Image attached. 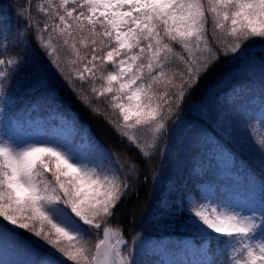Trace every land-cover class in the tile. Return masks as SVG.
<instances>
[{
	"label": "snow or ice",
	"instance_id": "obj_1",
	"mask_svg": "<svg viewBox=\"0 0 264 264\" xmlns=\"http://www.w3.org/2000/svg\"><path fill=\"white\" fill-rule=\"evenodd\" d=\"M13 15H0V99L20 63L10 49L35 42L47 58L36 67L39 88L52 95L58 82L145 164L222 57L247 60L252 40L264 53V0H25ZM259 67L264 79V59ZM221 114L222 132L235 133ZM251 120L264 127V105L242 144L264 163V133ZM126 159L81 136L76 119L41 124L24 141L0 133V246L31 257L16 264H136L112 227L138 187L140 165ZM160 215L215 246V259L192 264H264V195L247 210L202 193L162 196Z\"/></svg>",
	"mask_w": 264,
	"mask_h": 264
},
{
	"label": "trees",
	"instance_id": "obj_2",
	"mask_svg": "<svg viewBox=\"0 0 264 264\" xmlns=\"http://www.w3.org/2000/svg\"><path fill=\"white\" fill-rule=\"evenodd\" d=\"M15 1L20 5L25 3V0ZM35 2L37 0H33V3ZM15 4L14 0H0V15L12 16L13 20H15L13 15L16 8ZM257 43L258 41L256 40L246 42L242 46V50L244 47H249L251 50L247 60L253 59L259 67L260 60L264 59V53L255 46ZM10 53L16 55L20 63L15 69L11 81L5 85L6 96L11 101L1 103L6 115L22 119L27 116H46L52 111H56L64 115L78 117L82 122L89 124V137L94 138L103 149L115 154L119 163L122 165L127 163L126 154L128 158L138 162L140 165L137 175L138 187L135 188L134 194L120 206L112 227L119 228L122 231L124 239L128 240L132 246L133 256L135 255L138 258V264H144L143 262L145 264H164L157 256H153L152 252H149L146 247H139L137 239L142 235L149 236L161 246L176 249L180 246L179 241L187 237L184 233L173 231L159 232L153 228H148L146 224L151 210H153L163 192L166 180L177 179L182 181L183 170L181 166L173 164L171 160L169 161L160 151V147L158 152L145 164L134 147L127 146L118 138L116 131L105 117L86 109L74 95L64 91L58 82H53L52 87L56 89V92L52 95L40 89L36 67L41 62L47 63V58L37 43L33 42L30 47L10 49ZM235 55L238 56L239 53ZM232 56L233 54H229V57L221 58L217 67L211 71V75L201 81L199 88L191 99L182 105V111H179L172 120L168 121V127L165 130L160 146L164 142L167 144L176 142L177 133L174 124L177 120H181L184 123H193L197 127L211 132L234 156V167L231 171L240 176L241 188L244 192L251 198H261L264 195V192H262V186H264V163L261 162L260 157L255 152L243 151L234 143L239 136L246 135L243 130L244 124H237V120L242 115L238 118L229 117L236 128L235 133L225 134L221 128L214 126V100L220 93L229 89L234 90L240 86L248 90H259L262 88L261 85L264 86V79H262L261 74L258 78H250L244 75L245 71L236 70L237 64H240L243 60H232ZM52 72L55 73L54 67ZM226 75L228 79L218 87V82ZM210 102L213 105L211 118L208 111ZM55 104H60L62 107L58 108ZM72 112L76 114L72 115ZM191 150H194L193 143ZM124 170L126 171V168ZM209 179L210 177H203L201 180L206 181ZM220 181L221 179L216 180L218 183ZM227 181L231 182L232 180L228 179ZM187 183H191V180L188 179ZM223 188L226 189L222 181L219 183L218 196L224 193ZM19 231L27 239L35 240L29 234L24 233L23 230ZM30 258L25 253L14 251L11 248L5 250L0 246V261L7 260L9 264H16V262H23Z\"/></svg>",
	"mask_w": 264,
	"mask_h": 264
},
{
	"label": "rangeland",
	"instance_id": "obj_3",
	"mask_svg": "<svg viewBox=\"0 0 264 264\" xmlns=\"http://www.w3.org/2000/svg\"><path fill=\"white\" fill-rule=\"evenodd\" d=\"M15 7L20 4L14 0ZM15 8V9H16ZM243 60L240 64L235 67L236 70L242 72L245 71L244 75L250 78L260 77L261 70L258 67L257 62ZM259 90H248L243 86L237 87L234 90H227L218 95L214 100V126L221 128L223 122V115L221 112L227 115L230 120V116L235 118L240 117L237 120V124H245L250 121L251 117L258 116L261 106L264 105V86ZM56 107L60 108V104H55ZM76 114V113H75ZM72 112V115H75ZM60 117L72 120L76 119L79 124L82 125V129H78L81 136L87 137L90 133V126L86 122L72 117H65L59 114H51L46 118H36L27 120V122H20L17 120H8L3 112L0 110V133H6L18 141H24L29 139L35 134L37 127L41 124L53 123L58 124ZM231 121V120H230ZM232 122V121H231ZM252 123L256 124L257 134L264 133V127H262L258 121L251 120ZM233 123V122H232ZM177 133V140L174 143H163L160 146V151L169 159L173 164L180 165L182 172V181L177 179L166 180L164 184L163 192L160 195L159 200L156 202L153 210H151L147 219V226L150 229L158 230L159 232H178L184 233L187 237L181 241L179 249H170L158 244L152 237L142 235L137 239L139 247H146L149 252H152L153 256H157L164 264H192L193 261H203L209 259H215L213 253L207 251L209 247H212L215 251V246L205 243L200 237L185 231L179 224V222H170L169 218L160 215V201L162 196L167 197L170 202L179 201L181 198L187 197L188 193L195 195L197 193L207 194L213 197H217V184L212 181L203 182V177L221 176L222 173H226L227 169L232 165L231 154L222 146L223 152L218 151L214 148L216 142H218L211 134V132L203 130L197 127L193 123H184L181 120H177L174 124ZM245 136H239L234 143L238 148L243 151L251 152L252 150L243 147ZM192 143L194 144V150H191ZM220 166L221 169H215L216 166ZM234 176V175H233ZM228 177H230L228 175ZM235 177V176H234ZM191 180V183L187 181ZM238 180V178H234ZM230 189L236 187L235 184H227ZM170 189L172 191H170ZM233 205H237L242 209L247 210L248 208L259 207L260 198L256 200L250 199L241 189H234L225 191L224 195L220 197ZM125 246L131 247L129 241ZM153 241V242H152ZM138 264L137 256H133ZM141 257V256H140ZM145 264V262H143Z\"/></svg>",
	"mask_w": 264,
	"mask_h": 264
}]
</instances>
